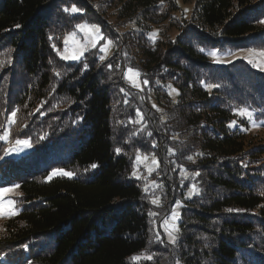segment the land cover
Here are the masks:
<instances>
[{"label": "trees", "instance_id": "obj_1", "mask_svg": "<svg viewBox=\"0 0 264 264\" xmlns=\"http://www.w3.org/2000/svg\"><path fill=\"white\" fill-rule=\"evenodd\" d=\"M193 3L177 17L175 0H0V134L32 145L0 159L1 184L20 186L22 208L1 226L8 264H264V138L246 135L239 113L264 120V71L201 52L264 48V0ZM81 22L112 41L104 60L97 48L58 55ZM127 68L148 84L131 86ZM138 153L157 157L153 193L131 174ZM52 169L74 175L49 181ZM177 200L174 245L156 226Z\"/></svg>", "mask_w": 264, "mask_h": 264}, {"label": "rangeland", "instance_id": "obj_2", "mask_svg": "<svg viewBox=\"0 0 264 264\" xmlns=\"http://www.w3.org/2000/svg\"><path fill=\"white\" fill-rule=\"evenodd\" d=\"M98 1H100V0H98ZM175 1L179 5V9L177 10L175 15L178 17L180 15L179 13H182L183 16L188 17L190 12H191V9L193 8V5H194L193 0H175ZM167 23H168V21L165 20V21L161 22L160 25H158V26L156 24H152L151 29L148 31L147 35L149 37H153V36H157V35L159 36L160 29H165V28L169 27V25H167ZM78 25H81L83 27H77ZM78 25L75 26L74 30L66 33V35L63 37L62 44H61V46L57 52L58 55L62 58L65 55H67V56H71L73 54L78 55L82 50L84 53L85 51L93 48L92 44H93V41L96 40L97 36H102V37H104V39L100 40L97 43V46L95 48H97L98 53H99L98 55L100 57L104 56L106 58L111 53L112 48H113V44L107 43V41H109V39L103 35V32L100 30V27L97 24H92V23H87V22H81ZM126 25H125L126 27L124 26L123 30L129 28V24L127 23ZM97 28L99 29L98 33L96 31ZM175 32H174V30H171V33H172L171 36H173L175 34ZM101 47H103L105 49L103 52H101L99 50ZM201 49L204 50L201 52H203L212 62H214L216 64H226V63L234 61V60L242 59V60H245L247 62L251 61L250 64L253 67H255L256 69L264 71V48L246 47V48L231 50V49H217L214 47H204ZM212 51H217L218 55L215 59L221 61L220 63L215 62L214 58L211 57V55L209 53ZM64 60L77 61V60H71V59H64ZM128 69L129 68L126 69L125 74L127 73ZM133 78L137 81V83L141 84L140 89H142L143 88V81L139 78V75L134 76ZM126 80L132 86L130 80H128V79H126ZM134 88L137 89L136 87H134ZM169 91L171 92L173 98H175L177 92H173L171 89ZM113 108H114V110L117 109L116 102L114 103ZM242 110H246V109H242ZM240 111H239V113H240ZM248 113L251 114V118H249ZM243 115L245 116V118L247 119V121L249 123V130H248L246 135L253 136V140H258L259 138L263 139L264 138V120H255L253 110L252 111L246 110ZM235 126L241 128L243 126V124H238V122H235ZM120 132H121V129L115 130V135H117L119 138L121 137L119 135ZM4 135L8 136V133L5 131V132L0 134V137H2ZM24 139H26V138H22V139H18V140H24ZM1 140L5 141V143H6V151L2 155H0V159H2L4 157H11V156L18 157L24 153H27L32 148V147H26L23 145H17L16 144L17 140L11 141L9 139V137L7 140H4V139H1ZM13 149H15V150H13ZM137 156L140 157L139 160H137ZM145 157H147V159H145ZM154 158L156 161H158L157 157L154 154L147 155L145 153H138L134 157L133 163H132L133 168H132L131 174L135 178H142L144 180V182H145L144 189L147 188V191H146L147 193H153L154 189H157V187H158V183L152 177L149 176L150 173L148 171L149 168H152L154 170L158 165V163L157 164L153 163ZM54 170H57V169H52L50 171L49 175L52 174ZM65 171H67V170H65ZM134 172L136 173L135 176L133 175ZM57 175H60V174H57ZM1 182H2V176L0 175V189L8 188V189H12V191L5 194L2 198H0V203L5 205L4 208L0 209V230L3 229V228H1V226L7 220V218L14 216L13 212L16 213L15 215H18L22 212L21 206L17 205V203H18L17 198L20 195V189L15 187L17 185V183H11L9 185H2ZM189 192H191V189H189L187 191V193H189ZM151 195H152V196H150L151 202L153 199H156V198L159 199V196H153V194H151ZM177 202H179V204H180L181 201L177 200ZM177 202L175 203L173 210L179 211V208L176 207ZM8 205H11L12 207L9 208V207H7ZM173 210L169 213V215L166 218H164V220L161 221V224H159V226H158V223L156 226L157 230H158V227L161 229L163 236L167 242H169V237H168L169 232H171L173 235H176V231L174 230L173 225L177 226L178 221H173L171 219V214H172ZM165 220L168 221L167 225H165ZM0 257H2V258H0V264H8L3 255L0 254ZM140 257L141 256H135V258H140Z\"/></svg>", "mask_w": 264, "mask_h": 264}, {"label": "snow or ice", "instance_id": "obj_3", "mask_svg": "<svg viewBox=\"0 0 264 264\" xmlns=\"http://www.w3.org/2000/svg\"><path fill=\"white\" fill-rule=\"evenodd\" d=\"M65 11H68V9L65 8ZM71 11H72V13H76V12L79 11V9H77L75 6H73L72 9H71ZM260 23H264V21H260ZM17 27H19V25H18ZM77 27H83V26L78 25ZM96 31H97V33H98V32H99V29L97 28ZM102 39H104V37H102V36H97L96 40L93 41V44H92L93 48H95V47L97 46V43H98L100 40H102ZM107 43H108V44H111L112 41L109 40V41H107ZM99 50H100L101 52H103L105 49H104L103 47H101ZM201 51H204V50L201 49ZM209 54L211 55V57L214 58V61H215V62H217V63H220V62H221V61L215 59V58L217 57V55H218L217 51H212V52H210ZM82 55H83V50H82L78 55H77V54H73V55H71V56H67V55H65V56H63L62 58H63V59L78 60V59H80V56H82ZM104 59H105L104 56H101V57H100V60H104ZM249 63H251V61H249ZM109 67H111V65H109ZM87 68H88V65L85 64V65H84V70H87ZM57 75H59V74H57ZM138 75H139L138 72H135L133 69L129 68V69L127 70V73L125 74V78L128 79V80H130V82H131V84H132L133 87H136L137 89H140V88H141V84L137 83V81L133 78L134 76H138ZM143 83H144L145 85H147V84H148V81H147V80H144ZM215 87H217V85H214V84H205V89H206L207 91H211V90H212L213 88H215ZM172 91H173V92H177V94H179V93H178V90H176V89H172ZM169 94H171V93H169ZM153 107H155V105H153ZM245 111H246V110H241V111H240V114L243 115V114L245 113ZM248 115H249V118H251V114L248 113ZM15 116H16V111H12V113H11V117H15ZM137 116L139 117V119H137V120L135 121V123L139 124V123L142 121V119H143V115H142V113H140V112L138 111V112H137ZM234 126H235V121H233L232 123L229 124V127H234ZM0 139L7 140V139H8V136H7V135H4V136L0 137ZM16 144H17V145H23V146H26V147H31V146H32L31 143L29 142V140H27V139H24V140H17V141H16ZM153 147H155V145H153ZM13 150H15V149H13ZM120 151H121V150H120L119 148L116 149V152H117V153H119ZM139 159H140V157L137 156V160H139ZM145 159H147V157H145ZM188 159H189V160H192L193 158H192L191 156H189ZM153 163H154V164H157L158 161H156L155 158H154V159H153ZM91 167H92V168H96L97 165L93 164V165H91ZM148 171H149V173H151V172L153 171V169H152V168H149ZM57 174H63L64 176L69 177V178H71V177L74 175V173H72V172H68V171H65V170H63V169H57V170H54L53 173L50 174V175L47 177V179L50 181V180L53 178V176H55V175H57ZM133 175L135 176L136 173L134 172ZM197 175H199V173H197ZM153 183H154V182H153ZM15 187H16V188H19L20 186H19V185H16ZM192 189H193V192H195V190H196V186L193 185V186H192ZM11 191H12V189H8V188L0 189V198H2L5 194H7V193H9V192H11ZM145 191H147V188L145 189ZM152 203H153L154 205L158 204V203H159V199H158V198L153 199V200H152ZM4 207H5V205H3L2 203H0V209H2V208H4ZM7 207L11 208L12 206H11V205H8ZM176 207H177V208L180 207L179 202H177ZM227 211H228V212H232V211H234V210H233V209H228ZM237 211H238V210H237ZM15 214H16V213L13 212V215H15ZM150 215H155V214H154V213H150ZM171 219H172L173 221H179V219H180V212H179V211H176V210H173V212H172V214H171ZM167 224H168V221L165 220V225H167ZM173 227H174V230H175L176 232L179 231V228H178L176 225H173ZM168 237H169V242H170L171 244H174V245H175V244L177 243V237H176L175 235H173L171 232L168 233ZM0 258H2V257H0ZM133 259H138V258H135V257H134ZM146 259H149V260H150V259H152V257H151V256H148V257H146ZM177 264H180V262L178 261Z\"/></svg>", "mask_w": 264, "mask_h": 264}]
</instances>
